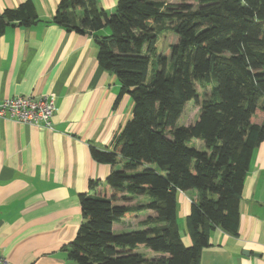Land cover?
Listing matches in <instances>:
<instances>
[{
    "label": "trees",
    "instance_id": "1",
    "mask_svg": "<svg viewBox=\"0 0 264 264\" xmlns=\"http://www.w3.org/2000/svg\"><path fill=\"white\" fill-rule=\"evenodd\" d=\"M38 22L27 1L0 16V36L9 26ZM53 23L94 34L99 65L121 85L116 103L126 94L133 102L113 150L90 146L92 158L111 167L110 193L91 180L79 196L84 223L66 247L69 259L199 264L212 229L237 235L245 178L264 142V0H119L111 13L97 0H61ZM105 28L109 34L98 36ZM164 32L178 37L168 54L158 52ZM199 89L210 91L201 102ZM190 102L199 106L198 119L180 126ZM190 191L199 198L187 219L193 245L186 247L177 206L179 192ZM138 198L147 202L128 205ZM147 210L155 216L140 229L113 231ZM141 247L159 256L145 257Z\"/></svg>",
    "mask_w": 264,
    "mask_h": 264
},
{
    "label": "crops",
    "instance_id": "2",
    "mask_svg": "<svg viewBox=\"0 0 264 264\" xmlns=\"http://www.w3.org/2000/svg\"><path fill=\"white\" fill-rule=\"evenodd\" d=\"M34 4L39 22L9 26L0 36V101L18 96H54L52 130L0 117V254L9 264H77L66 247L84 218L79 196L89 182L106 179L110 165L96 162L90 146L111 151L116 135L132 118L133 102L97 61L94 34L67 33L53 23L61 0H0V16L25 2ZM119 0H97L113 12ZM107 28L98 36L108 35ZM196 191L179 192V216L187 220ZM144 198L128 205L146 203ZM154 217L143 211L115 223L116 234L140 229ZM180 229V228H179ZM186 247L193 245L188 229ZM145 257L159 254L141 247ZM199 264H264V142L253 155L240 202L237 235L214 228Z\"/></svg>",
    "mask_w": 264,
    "mask_h": 264
},
{
    "label": "built area",
    "instance_id": "3",
    "mask_svg": "<svg viewBox=\"0 0 264 264\" xmlns=\"http://www.w3.org/2000/svg\"><path fill=\"white\" fill-rule=\"evenodd\" d=\"M54 96L34 97L18 96L0 101V117L9 118L28 126H42L52 130V118L55 113ZM0 264H9L0 254Z\"/></svg>",
    "mask_w": 264,
    "mask_h": 264
},
{
    "label": "rangeland",
    "instance_id": "4",
    "mask_svg": "<svg viewBox=\"0 0 264 264\" xmlns=\"http://www.w3.org/2000/svg\"><path fill=\"white\" fill-rule=\"evenodd\" d=\"M166 1L174 2L175 0H166ZM108 31H110V29H108ZM177 41H178V37L176 36V34H174L172 32H164L158 39V45H157L158 46V52L161 54H168L169 53V47L171 45L176 44ZM198 91L200 94V98H199L200 102L205 98V93L207 94V96L210 93L209 89L206 91H202L199 89ZM198 115H199V106L194 102L188 103L185 107V110H184V113H183L181 119L179 120V125L180 126H182V125L187 126L190 124H194L195 121L198 119ZM178 225H179L180 231L182 233H184L188 229L187 220L183 219L181 214L179 216V224Z\"/></svg>",
    "mask_w": 264,
    "mask_h": 264
}]
</instances>
